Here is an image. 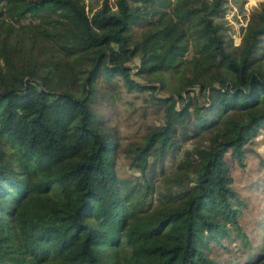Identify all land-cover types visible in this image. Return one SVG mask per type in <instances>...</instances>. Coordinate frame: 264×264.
I'll return each mask as SVG.
<instances>
[{
  "label": "trees",
  "instance_id": "1",
  "mask_svg": "<svg viewBox=\"0 0 264 264\" xmlns=\"http://www.w3.org/2000/svg\"><path fill=\"white\" fill-rule=\"evenodd\" d=\"M108 1L0 0V264H106L119 238L121 264H217L211 240L247 238L226 154L243 165L264 126V2L233 45L217 19L227 0ZM161 73L180 80L166 95L150 84ZM100 77L163 110L125 148L142 180L117 174Z\"/></svg>",
  "mask_w": 264,
  "mask_h": 264
},
{
  "label": "rangeland",
  "instance_id": "2",
  "mask_svg": "<svg viewBox=\"0 0 264 264\" xmlns=\"http://www.w3.org/2000/svg\"><path fill=\"white\" fill-rule=\"evenodd\" d=\"M86 9L93 11L101 3V0H84ZM264 0H227L224 14L217 18L224 25V38L227 43L237 45L249 15L261 6ZM113 5V0L108 1ZM25 17L23 21H28ZM140 29V27H137ZM260 48L264 50V37L260 42ZM187 58L192 56V51L186 54ZM138 59L132 60L129 65L135 67ZM189 66L183 70V77L189 75ZM163 75L164 86L161 88L159 78H154L150 84L158 86L155 93L166 95L180 81L176 74ZM141 79L139 76H134ZM99 89L96 92L93 107L98 113L101 124L109 129L112 137L118 140V148L115 152L116 171L118 176L129 178L131 182L142 180L139 170L130 166V158L125 151L132 141L141 139L145 131L157 124L162 123L163 110L156 109L152 104L149 90L128 91L120 77L107 82L103 77L98 79ZM193 94H200L194 85L190 87ZM198 140L192 138L187 140L176 157H168L163 162V170L170 172L174 169L177 160L182 156L185 148L192 147ZM226 161L233 177V185L238 190L240 202V224L247 238L243 239L233 231L219 240H211L206 248L207 253L213 256L217 264H243L255 260L264 252V126L259 135L248 144L243 165L233 159L229 153ZM48 193L56 198L61 197L59 188L51 185ZM155 203L154 197H148L145 205ZM115 250L118 258L111 256L109 249H105L106 264H121L120 255L123 249V239H117ZM110 252V253H109ZM113 257V259L110 258Z\"/></svg>",
  "mask_w": 264,
  "mask_h": 264
}]
</instances>
